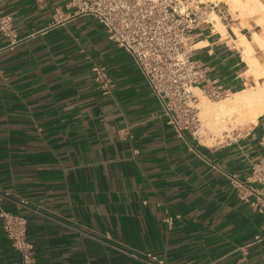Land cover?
Segmentation results:
<instances>
[{
  "label": "crops",
  "instance_id": "0c3cea01",
  "mask_svg": "<svg viewBox=\"0 0 264 264\" xmlns=\"http://www.w3.org/2000/svg\"><path fill=\"white\" fill-rule=\"evenodd\" d=\"M68 2L0 0L21 40L0 35V214L26 220L34 263L264 264V219L226 179L264 159V114L213 147L177 135L129 55ZM192 37L208 83L251 86L227 37L209 26ZM0 264H19L1 224Z\"/></svg>",
  "mask_w": 264,
  "mask_h": 264
},
{
  "label": "built area",
  "instance_id": "2783aa9c",
  "mask_svg": "<svg viewBox=\"0 0 264 264\" xmlns=\"http://www.w3.org/2000/svg\"><path fill=\"white\" fill-rule=\"evenodd\" d=\"M208 0H69L67 10L74 16L91 17L105 31L108 40L129 55L149 93L161 107V117L181 136L199 143L201 123L193 90L212 101L230 97L216 82L208 83L206 69L192 59V33L209 26L208 14L218 5ZM219 13V10L217 11ZM58 13H55V17ZM0 35L9 47L21 42L12 18L0 10ZM91 74L104 96L111 95L113 83L103 65H93ZM236 198L264 219V159L251 167L241 180L226 175ZM178 218V217H177ZM171 218L165 223L170 225ZM4 238L19 257V264L34 263V246L27 239V222L18 215L0 214ZM264 240V223L256 242ZM152 264H164L146 255Z\"/></svg>",
  "mask_w": 264,
  "mask_h": 264
},
{
  "label": "bare ground",
  "instance_id": "6f19581e",
  "mask_svg": "<svg viewBox=\"0 0 264 264\" xmlns=\"http://www.w3.org/2000/svg\"><path fill=\"white\" fill-rule=\"evenodd\" d=\"M228 3L229 5L231 4L233 9L236 7L242 9V12H240L241 17H247L252 13V15H254V12H256L255 14L258 13L256 11L258 5L256 0H230ZM240 9H238V11H240ZM209 23L212 24L215 33L225 38V27L219 22V19L215 15L211 17ZM238 31L235 29L234 32V35L239 39L235 41V46L241 49L243 61L248 69L246 76L252 77L255 80L264 81V70H262L258 60L253 56L251 40L245 39L238 34ZM252 36L254 38V35ZM254 40L258 42L259 47L264 49V35H255ZM193 92L199 93L198 90H193ZM203 99L199 101V109L201 110L202 116H204L203 119L207 118L205 124H207L206 126L210 128L212 133L218 134L219 136L221 133L232 132L237 125L255 123L257 119L264 114V82L259 83L257 87L246 89L240 93L231 94V98H225V100L220 102L208 104ZM201 135L202 133H200V136ZM206 144L211 145L212 141H207Z\"/></svg>",
  "mask_w": 264,
  "mask_h": 264
},
{
  "label": "rangeland",
  "instance_id": "374dc122",
  "mask_svg": "<svg viewBox=\"0 0 264 264\" xmlns=\"http://www.w3.org/2000/svg\"><path fill=\"white\" fill-rule=\"evenodd\" d=\"M208 1L209 2L207 3V6H209V4H211V3L218 5V7L214 11V13H213V11H210V9H209L208 14H210V15L208 17V21H210L211 17H213L215 15L219 19V22L225 27V30L228 32V34L230 36H232L234 41L239 40L234 35L235 29L237 31L239 30L238 34L243 36L245 39H247L249 41L251 40L250 42H251V46L253 48V54H254L253 56L258 60L259 64L261 65L262 70H264V49L259 47L258 42L256 40H254L255 35H259V36H260V34H261V36L264 35V20H262V19H264V11H262V10H264V0H256L257 4L259 5V6L257 5L256 11L259 14L258 13L255 14L256 12H254V15H252L253 14L252 13L247 17L246 16L241 17L240 12H242V9L237 8V7H236L237 9L236 8L233 9V7H231V4L229 5V3H228V2H230V0H208ZM238 9H240V11H238ZM218 10H219V13L217 12ZM212 30H213V28H212ZM252 35H254V38ZM225 37L228 38L230 43L232 42L231 44L235 45V43H233V41L231 40V38L229 36H225ZM238 50L241 53V49L239 48ZM245 69L247 70L246 66H245ZM262 82H264V81L254 79L251 86H248L247 89L257 87L258 84L262 83ZM193 94L198 98V103L196 105V108L198 109L199 120L201 123V129L200 130L202 133V135L200 136V139H199V143H201L207 147L216 146L219 143H224L225 141H229L230 139L233 138L235 133L240 132L241 130L247 128L250 125V124L237 125L232 132L221 133V134H219V136H218V134L212 133L210 128H208V126H206L207 124H205V122L207 121V118L203 119L204 116H202L201 110L199 109V103H200L199 101H201L204 98L203 100H205L208 104H210V103L220 102V101H223L225 99H221L218 101H212V100H209L206 97L202 96L200 93H194L193 92ZM229 98H231V95ZM207 141H212V144L207 145L206 144Z\"/></svg>",
  "mask_w": 264,
  "mask_h": 264
}]
</instances>
